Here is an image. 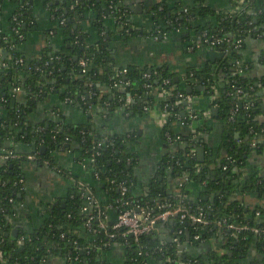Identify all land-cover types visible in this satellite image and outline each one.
<instances>
[{
  "label": "trees",
  "instance_id": "1",
  "mask_svg": "<svg viewBox=\"0 0 264 264\" xmlns=\"http://www.w3.org/2000/svg\"><path fill=\"white\" fill-rule=\"evenodd\" d=\"M9 1L13 6L11 28H3L0 22V47L12 56L10 61L9 58L4 61L5 65L0 64V103L4 112L0 114V149H3L5 140L20 141L38 152L40 157L37 161L48 159L50 164L55 154L61 151L75 153L79 159L88 162L95 157V161L91 162L94 179L90 184L102 186L105 195H99L94 189L101 204H111L116 208L119 198L129 200L133 196V200L137 199L154 212L158 205L175 204L183 199L192 211L203 213L210 223L181 221L176 216L175 230H181L179 242L188 240L195 246L206 248L204 243L225 239L229 252L219 254L207 249L200 250L197 255L179 252V242L162 245L155 233L141 235L138 244L131 235L125 238L118 234L117 237L109 238L106 231L99 227L96 218L90 226H86L88 216L96 214L97 210L89 206L88 212L83 211L87 202L85 189L76 184L66 198L65 206L61 203L49 206L42 227L33 231L22 229L15 238L5 235L1 230L6 217L14 211L24 187L21 162L25 157H17L0 158V264H44L48 257L59 253L67 254L70 264H108L106 255L118 242L125 244L126 260L122 264H141L156 256L162 257L164 264H234V260L242 257L249 247L256 246L264 252V232H255L253 229L237 232L225 230L222 234L224 238H220L218 235L223 228L221 230L217 225L218 220L226 219L250 228L264 229V205L257 203L250 206L244 200L249 195H256L259 199L264 197V179L256 174L245 177L241 170L246 155L254 150L264 153V121L261 119L264 114V95L259 93L254 79L245 74L244 64H240L243 61L241 49L245 40L250 35L264 33V0H234L233 10L219 13L206 3L207 0H195L194 5L188 7L177 0H166L149 8L153 22L152 31L149 32L129 25V8L125 0H40L54 12L55 35L61 38L62 43L57 49L43 53L41 58L29 63L23 58L19 46L29 29L33 28L32 7L35 0ZM87 15L92 19L90 28L84 24ZM114 18L125 42L132 37L151 35L162 40L160 35L165 32L167 37L163 39L173 38L180 32V40L186 49L203 32L229 38L231 42L224 45L228 52L223 59L215 63L201 61L190 64L184 68L185 75L174 70L170 62L152 66L121 63L111 48L114 30L108 24ZM62 20L64 22L61 24ZM239 38L242 39V45L236 49L232 42ZM83 57L88 63L85 72L80 66ZM18 58H23L24 63H16ZM124 69L126 71L122 72ZM220 71L224 73L223 80L220 79ZM166 79L170 82L165 83ZM89 81L93 84L89 85ZM116 83L125 84L127 92L134 97L132 109L135 112L143 111L146 107L152 108L156 101L160 109L168 104L166 109L170 115L162 129L165 138L167 132L170 134L171 140L166 138L168 146L175 142L173 123L180 117L188 118L183 115L186 104L178 99L176 92L190 95L201 92L211 96L215 95V89L218 91L210 106L212 109L217 108V116L226 122L221 145L223 153L219 154V160L213 167L210 161L199 162L197 155L190 152V147L179 148L165 160L172 178L181 184V195L168 192L158 181L152 183L147 192L136 193L132 162L129 163L130 157L118 150L120 140L108 137L107 144L98 146L96 140H100L101 136L95 135L96 129H93L89 119L79 124L51 122L31 126L26 123L25 110L28 106L34 107L50 94L59 96L61 100L69 99V102L85 110H91L96 105L105 106L106 112L111 115L124 102L120 104L114 96L111 98L103 94L102 86H111L114 90ZM261 83L264 85V80ZM188 85L194 89L190 93L187 91ZM15 87L27 93L26 105L18 101L13 92ZM163 88L168 89L170 95L157 97ZM239 88L242 89V97L237 92ZM205 122L202 129L209 127L208 121ZM188 139L194 145L199 143L191 136ZM42 145L46 146L45 153L41 152ZM15 148L13 145L4 151H17ZM96 171L99 176L95 175ZM185 177L202 185L210 195L215 194L213 199L199 202L187 199V182L181 183ZM121 184L129 189L125 195L122 194ZM196 235L199 238H195ZM20 239L23 241L22 246L18 243ZM162 246L163 250H160ZM166 258L170 261H166Z\"/></svg>",
  "mask_w": 264,
  "mask_h": 264
},
{
  "label": "crops",
  "instance_id": "2",
  "mask_svg": "<svg viewBox=\"0 0 264 264\" xmlns=\"http://www.w3.org/2000/svg\"><path fill=\"white\" fill-rule=\"evenodd\" d=\"M2 1L0 2V22L3 28L9 29L11 28L10 16L13 6L9 0ZM164 1L166 0H125V4L129 8V25L134 29L146 32L152 31L153 22L148 10L151 6ZM177 1L187 7L195 3V0ZM206 3L217 13L234 9V0H207ZM136 6H140L142 9H135ZM32 8L34 17L32 19L33 28L29 29L19 46V51L27 63L41 58L43 53L57 49L62 43L61 38L55 35L56 20L50 6L43 4L40 0H35ZM182 9L186 10L185 7H182ZM87 17L84 24L90 28L92 19L90 15H87ZM108 27L114 30V40L111 48L115 57L121 63L152 66L170 62L174 70L185 75L184 68L193 63H200L205 59V55L202 56L197 53L201 49L194 51L190 46L186 49L177 35H173V38L168 37L162 40L156 39V35L149 36L156 43L152 42L149 37L141 36L132 37L125 42L120 35L121 28L115 18L112 22H109ZM107 30L110 31L109 28ZM2 50L0 47V64L5 63L4 61L7 58H9V61L12 59L11 54L6 55L2 59L4 57ZM241 53L243 61H240V64H244L245 74L259 84L257 85L259 93L264 95V85L261 83L264 80V33L258 36L250 35L245 40ZM219 73L220 79L223 80V71ZM102 89L103 94L110 95L111 98L114 96L115 100H118L119 103L121 102L120 104L124 102L111 115L106 112L105 106L96 105L91 110H85L82 106H77V104H73L68 100H61L57 95L50 94L49 97L40 100L34 107L28 106L25 110L26 123L31 126L40 125L41 123L49 124L51 122L79 124L89 119L94 127L93 129H96L95 135L98 134L102 139H106L110 136L109 132L113 133L114 137L120 140L118 150L123 155H127L128 158L130 157L129 163L132 162L136 179L135 192L140 191L139 193L147 192L150 185L158 181L159 183L161 182V186L166 187L168 192L179 195L181 184L177 182V179L172 178L170 169L165 166V160L167 161L170 154L184 146L185 140L183 138L185 137L191 136L198 140V144H193L195 150L199 146L205 147L204 160L212 162L211 167L219 160V154L223 153L221 145L225 135L226 122L221 116H217L218 112L213 114L210 104L215 99V95L208 96L201 92L193 95V102L191 104L188 103V108L184 109L186 113L183 115H187L188 118H182L173 123L174 131L179 139L172 143V146H168V141L162 133L166 116L163 110L159 108L158 101L152 108L146 107L143 111L135 112L132 109L134 97L127 92L125 84H114V90L111 86L106 85L102 86ZM193 90L191 86V91ZM13 92L19 102L27 104V93L23 89L13 90ZM157 97L161 98L162 96L157 93ZM1 105L0 103V114L3 115L4 112ZM208 109H210V114L207 116L205 112ZM199 112L202 113L201 117H198ZM201 119L208 120V128L202 129L203 124L206 122H202ZM261 119L264 121V114ZM194 121H198L195 128L193 127ZM105 132H108L107 136L102 135ZM13 145L17 151L23 153H31L33 151L29 144L10 140L3 142V149H8ZM183 148L186 147L184 146ZM33 160L25 158L21 162L24 187L19 194L20 200L18 204L15 206L14 211L6 217L2 228L9 235L16 226H19V230L25 229L28 231L42 227L45 223L44 214L47 212V209H45L47 203L53 204L56 201L66 200L76 186L74 179L89 184L98 191L99 195H105L101 190L102 186L100 184L95 183L96 186L90 184L94 179L91 162L79 159V156L75 153H70L69 151L57 152L51 164L37 161L43 166L33 165ZM46 166H51L52 172L44 170ZM241 170L245 177L256 174L264 179V153L254 150L246 155ZM55 172H58L59 175ZM192 183L194 182L190 181L185 184V197L187 199H194L192 200L193 202H199L202 199L206 200V196L208 199L211 198L212 194L210 195L206 192L202 185L192 186ZM244 200L250 206L257 203L264 205V197L259 199L256 195H249ZM116 209L117 207H112L108 210L109 219H117V211L116 213L113 212ZM155 234L160 241L168 242L166 238L175 234L174 221L173 223H170V221L160 223ZM204 244L206 248H200V246H195L193 242L186 240L178 243V250L187 254H194L203 249H207L210 252H218L219 254L229 252L225 239L220 240V242L217 239L213 240L210 243L212 246L209 248L208 243ZM106 256L105 259L108 264H122L126 260L125 244L119 242L113 244ZM69 259L67 254L59 253L48 257L44 264H70ZM149 264H164V260L159 256L152 257ZM234 264H264V252L259 251L256 246L249 247L242 254V257L234 260Z\"/></svg>",
  "mask_w": 264,
  "mask_h": 264
},
{
  "label": "built area",
  "instance_id": "3",
  "mask_svg": "<svg viewBox=\"0 0 264 264\" xmlns=\"http://www.w3.org/2000/svg\"><path fill=\"white\" fill-rule=\"evenodd\" d=\"M74 5H71V7H73ZM64 22V20L61 21V24ZM177 31H179V29H177ZM260 35V34H258ZM257 35V36H258ZM164 37H167V33L165 32ZM155 37V36H154ZM158 38V36H156V39ZM231 39L229 38H225V37H221L218 35H209L207 34V32H203L201 34V36L198 37V39L196 41H193L192 45L190 46V48L192 50H197V49H205L211 46H224L225 43L230 44ZM233 46L238 49L240 48V46L242 45V39H235L233 42ZM226 50V49H225ZM226 52H228V50H226ZM16 63H24L23 58H18L16 59ZM87 59L86 58H81L80 60V66L82 67V71L85 72L86 68H87ZM1 65H5V63L1 64ZM126 69H124L122 72H125ZM121 72V71H119ZM193 74V73H191ZM165 83H169L170 80L166 79L164 81ZM89 85H92L93 82L89 81L88 82ZM21 88L19 87H15L14 91L20 90ZM216 93L215 95L217 96L218 91L215 89ZM238 94L242 93V89L239 88L237 90ZM162 98H164L165 96L170 95V91L168 89L163 88L161 91L158 92ZM176 96L178 97V99L182 100V101H187L188 103H192L193 102V95L190 94H185L182 91H177L176 92ZM240 97H242V95H239ZM69 100V99H68ZM168 107V104H165V108L162 109L165 116H166V122H167V118L170 115L169 111L166 109ZM188 108V104H186V109ZM206 115L208 116L210 114V109L206 110ZM182 119L181 117L178 118ZM165 122V124H166ZM163 124V125H165ZM166 138L171 140L170 134L167 132L166 133ZM179 139L178 136L175 137V142ZM109 139H100V140H96V144L98 146H103L105 144H107L106 142ZM113 143V142H112ZM190 152L194 155H196V150L194 148V145L192 143H190ZM255 146V142L252 143ZM17 157H25L27 159H34V160H38L39 159V154L37 151L33 150L31 153H23L20 151H14V150H5L4 149H0V158L2 159H10V158H17ZM84 160V159H83ZM95 161V157H92L89 162H94ZM43 162L49 164L50 160L45 159ZM96 176L98 175V172H95ZM191 180H189L188 177H185L183 179V182L181 183H188ZM74 182L76 185H78L81 188L85 189V193H86V205L83 207V211L88 212L89 210V206H94L96 207V214H90L88 216L87 222H86V226H90L91 222L94 218L97 219V221L99 222V227L104 229L106 231V233L108 234L109 238H113V237H117L118 234H121L123 237H127L128 235H131L134 238V241L138 244L140 242V237L143 234H151V233H156L158 226L160 223H166L169 222L171 219H174L176 216L180 217L181 221L184 220H188L191 221L193 223H200V224H209L210 221L207 220L205 218V216L203 215V213H197L191 210L189 204L187 202H185L183 199H181L179 202L175 203V204H167V205H158V207L156 208L157 211H152L150 210V208L148 206H144L142 204H140V202L136 199L133 200V196L127 200L126 198H119L118 202L119 205L116 206L117 210H118V215H117V219L116 222H114V224H110L109 223V214H108V210L112 207H114L111 204L108 205H103L100 202V199L98 198V196L95 193V190L87 183H84L82 181H77L74 179ZM122 194L125 195V193H128L129 189L127 188L126 185L121 184L120 185ZM179 195H181V193H179ZM217 225L219 226V228L222 230V234H224L225 230H229V231H245L248 229H253L255 232H264V229L258 228V227H252L250 228L248 225L245 224H237L234 222H228L226 219H221L217 221ZM181 233V230H175V234L173 236V241L172 242H179L180 238L178 236V234ZM195 238H199V236H195ZM19 244H23L22 239H20L18 241ZM162 245H164L166 242L161 241ZM109 243L106 244V246H108ZM160 250H163V246L159 248ZM180 252V251H179ZM166 261H170L169 258H166ZM141 264H149L148 261H144ZM183 264V263H182Z\"/></svg>",
  "mask_w": 264,
  "mask_h": 264
},
{
  "label": "water",
  "instance_id": "4",
  "mask_svg": "<svg viewBox=\"0 0 264 264\" xmlns=\"http://www.w3.org/2000/svg\"><path fill=\"white\" fill-rule=\"evenodd\" d=\"M135 9H142L140 6H136V8ZM5 16H8V15H5ZM176 35L178 36V38H180V32L179 33H176ZM164 38V36L163 35H160V39H163ZM151 41L152 42H154V43H156L155 42V40L153 39H151ZM2 53L4 54V57L2 58V59H4L5 57H6V55H8V51L6 50V49H3L2 50ZM198 53V55H205V59L203 60V62H206V61H211L212 63H215V62H217L218 60H221V59H223L226 55H227V52H226V50H225V48H224V46H220V47H217V46H211V47H208V48H205V49H202L200 52H197ZM176 79H178V77L176 76ZM256 85H259L258 83H256ZM187 91H188V93H190L191 92V86H187ZM184 103L185 104H188V102L187 101H184ZM213 114H217V112H218V109L217 108H213ZM186 112H184L183 114H185ZM194 113H196L195 111H194ZM202 116V113H198V117H201ZM201 121L202 122H205V121H208V120H204V119H201ZM197 124H198V121H194L193 122V127L195 128L196 126H197ZM107 133L108 132H105V133H102V135L103 136H107ZM109 137H114V134L113 133H111V132H109ZM239 136V133L237 132L236 133V137H238ZM198 137H200V136H198ZM108 138V137H107ZM188 138H189V136H188ZM187 137H185V138H183L184 140H185V144H183L185 147H189L190 146V144H189V139H188ZM184 146H182V148L184 147ZM204 149H205V147L204 146H199V147H197L196 148V152H197V159H198V161L199 162H204L205 160H204ZM45 151H46V146L45 145H42L41 146V152L42 153H45ZM32 164L33 165H42V164H40V163H38L36 160H33L32 161ZM43 166V165H42ZM44 170H46V171H51L52 172V168H51V166H46V168H44ZM57 175H59V173L58 172H55ZM194 185H198L197 183H192V186H194ZM200 185V184H199ZM179 191L181 192V188H179ZM140 191H137L136 193H139ZM214 195L215 194H212L211 195V200L213 199V197H214ZM205 199L207 200L208 199V197L206 196L205 197ZM192 200H194V199H192ZM54 203H59V201H56V202H54ZM61 204L63 205V206H65L66 205V200L64 199V200H62L61 201ZM51 205V203H47V205H46V208L45 209H48L49 208V206ZM116 211H117V213H118V210L116 209V210H114L113 212H115L116 213ZM173 219H171L170 220V223H173ZM114 222H116V220H114V219H109V223L110 224H114ZM19 226H16L11 232H10V235L12 236V238H15V237H17L18 236V234H19ZM4 231L3 230H1V233H3ZM5 235H9V233L8 232H5ZM220 238H224L223 237V235H222V233H220ZM161 238H163V237H161ZM167 241L168 242H172L173 241V236H168L167 238ZM209 244V245H208ZM207 245H208V248L210 247V246H212L210 243H208ZM23 244H21V246H22ZM193 255H197L196 253H194ZM232 255V254H231Z\"/></svg>",
  "mask_w": 264,
  "mask_h": 264
},
{
  "label": "flooded vegetation",
  "instance_id": "5",
  "mask_svg": "<svg viewBox=\"0 0 264 264\" xmlns=\"http://www.w3.org/2000/svg\"><path fill=\"white\" fill-rule=\"evenodd\" d=\"M59 203H61V201H59ZM71 262V261H70Z\"/></svg>",
  "mask_w": 264,
  "mask_h": 264
}]
</instances>
